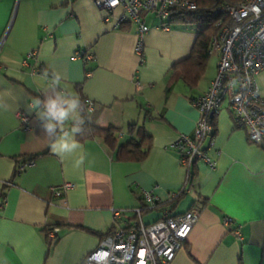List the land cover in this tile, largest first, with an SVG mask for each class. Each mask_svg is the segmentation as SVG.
<instances>
[{
	"label": "crops",
	"instance_id": "0c3cea01",
	"mask_svg": "<svg viewBox=\"0 0 264 264\" xmlns=\"http://www.w3.org/2000/svg\"><path fill=\"white\" fill-rule=\"evenodd\" d=\"M103 16L92 0H0V264H79L116 225L112 212L139 207L142 192L164 204L142 214L145 224L160 219L162 210L170 216L199 213L169 264H264V149L235 127L227 103L212 122L208 155L215 168L196 163L190 189L167 203L185 179L168 147L178 135L192 133L197 111L189 101L214 80L216 56H208L190 89L172 69L189 57L197 29L171 24L163 31L154 15H142L148 32L140 61L136 26L114 29ZM77 51L92 60L74 58ZM211 57L215 66H208ZM56 74L80 103H93L89 123L122 129L116 147L128 140V125L142 127L151 138L145 159L117 161L115 148L100 139L53 154L49 144L60 129L47 127L43 103L39 115L29 105L34 97L43 102L62 91L53 86L42 94ZM257 83L264 98V71ZM19 112L28 117V132L20 128ZM78 119L70 118L65 128ZM31 157L34 166L15 175L20 160ZM66 183L72 189L55 198L51 189ZM48 229L57 230L53 242L45 236Z\"/></svg>",
	"mask_w": 264,
	"mask_h": 264
},
{
	"label": "built area",
	"instance_id": "2783aa9c",
	"mask_svg": "<svg viewBox=\"0 0 264 264\" xmlns=\"http://www.w3.org/2000/svg\"><path fill=\"white\" fill-rule=\"evenodd\" d=\"M99 11L104 12L103 21L110 22L114 29L125 23L136 26L135 54L143 59V37L148 32L142 15L152 14L160 22L163 31L170 29L169 21L174 11L194 12L196 5L191 0H92ZM213 33L208 40L207 55L217 58L216 74L206 91L189 102L197 111V119L190 135L180 134L168 149L177 156L179 166L185 172L181 189L168 196L167 203L191 187L192 169L196 163L215 168V160L208 155L213 145L214 127L211 119L227 103L235 127L245 132L247 140L264 149V98L259 95L257 76L264 71V0H230L215 4L209 13ZM195 20H199L195 17ZM36 52L27 54L34 58ZM74 58L92 60L81 51ZM140 89L138 83L135 84ZM93 103L85 101L80 112L88 115ZM20 128L30 130L28 117L16 114ZM34 166V160L20 162L15 175ZM69 183L51 189L55 198H60L72 189ZM144 208L155 210L164 204L151 192H142ZM142 207L130 211H113L116 225L111 235L99 241L79 264H169L180 251L198 220L195 209L170 216L161 211V218L149 224L142 221ZM128 214L130 216H128ZM56 229H48L45 236L55 240ZM237 236V232L233 233Z\"/></svg>",
	"mask_w": 264,
	"mask_h": 264
},
{
	"label": "trees",
	"instance_id": "16d2710c",
	"mask_svg": "<svg viewBox=\"0 0 264 264\" xmlns=\"http://www.w3.org/2000/svg\"><path fill=\"white\" fill-rule=\"evenodd\" d=\"M196 5V10L192 13L184 11H174L171 15L169 26L171 24L189 25L194 24L197 27L198 34L195 42L192 46L190 55L187 59L175 64L172 69V74L177 76L187 85L190 89L194 88L198 79L204 72L206 62L208 59L207 49L208 40L210 35L213 33L211 26V20L209 13L215 6V4L230 0H191ZM198 17L199 20H195ZM84 101L80 103V109L84 107ZM80 118L73 123L80 130L75 133V139L79 142H83L89 139H100L108 147L115 148V159L117 161L125 162H141L145 159L150 149V136H148L142 127L130 124L126 127L125 133L128 136V140L119 146H115L116 138L122 134V129L107 126L99 127L92 125L87 120V115L80 112ZM82 121V122H81ZM213 119H211V123ZM34 160V158L21 159V162ZM193 175L191 174V183ZM185 192L179 194L175 199L170 202L175 203ZM143 208L142 214L151 210L144 208L142 200H140V206ZM163 207V206H162ZM161 207V208H162ZM159 209V208H158ZM156 210V209H155ZM113 230L109 231L108 234L101 236L100 240L111 235Z\"/></svg>",
	"mask_w": 264,
	"mask_h": 264
},
{
	"label": "clouds",
	"instance_id": "9594fccd",
	"mask_svg": "<svg viewBox=\"0 0 264 264\" xmlns=\"http://www.w3.org/2000/svg\"><path fill=\"white\" fill-rule=\"evenodd\" d=\"M44 77L47 78V72L43 73ZM62 80L59 74H56L55 78L48 81L42 88V94H46L47 90L53 86H59L62 91L56 93L55 96H46L41 101L40 98H32V102L29 105L32 111H37L39 115V108L41 103L44 106V115L49 119L47 127L52 129L58 127L60 129L59 139L49 144L50 150L53 154L58 155L59 153L71 151L76 147L80 146V142L75 139L74 135L79 132V128L73 124H70L68 128H65L66 122L76 120L80 117L78 109L80 108V97L75 93H68L62 87ZM54 122V123H53ZM82 122V121H81Z\"/></svg>",
	"mask_w": 264,
	"mask_h": 264
},
{
	"label": "rangeland",
	"instance_id": "374dc122",
	"mask_svg": "<svg viewBox=\"0 0 264 264\" xmlns=\"http://www.w3.org/2000/svg\"><path fill=\"white\" fill-rule=\"evenodd\" d=\"M189 26H190L192 29H194V30L197 29L196 26H195L194 24H189ZM215 64H216V60H215V58H214V57L209 58L208 66H209V65L215 66Z\"/></svg>",
	"mask_w": 264,
	"mask_h": 264
}]
</instances>
